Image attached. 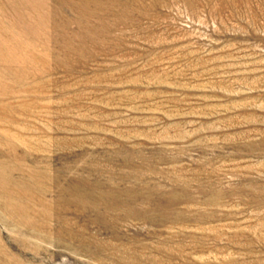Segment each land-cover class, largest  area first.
Segmentation results:
<instances>
[{"label": "rangeland", "instance_id": "obj_1", "mask_svg": "<svg viewBox=\"0 0 264 264\" xmlns=\"http://www.w3.org/2000/svg\"><path fill=\"white\" fill-rule=\"evenodd\" d=\"M0 264H264V0H0Z\"/></svg>", "mask_w": 264, "mask_h": 264}, {"label": "bare ground", "instance_id": "obj_2", "mask_svg": "<svg viewBox=\"0 0 264 264\" xmlns=\"http://www.w3.org/2000/svg\"><path fill=\"white\" fill-rule=\"evenodd\" d=\"M65 190V189H64ZM98 202V201H97ZM42 207V206H41ZM69 207V206H68ZM18 208V207H17ZM72 224V223H71Z\"/></svg>", "mask_w": 264, "mask_h": 264}]
</instances>
